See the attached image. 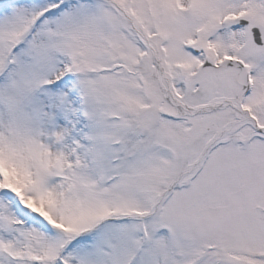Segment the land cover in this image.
<instances>
[{"label": "snow or ice", "instance_id": "obj_1", "mask_svg": "<svg viewBox=\"0 0 264 264\" xmlns=\"http://www.w3.org/2000/svg\"><path fill=\"white\" fill-rule=\"evenodd\" d=\"M0 264H264V0H0Z\"/></svg>", "mask_w": 264, "mask_h": 264}]
</instances>
